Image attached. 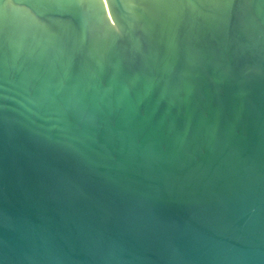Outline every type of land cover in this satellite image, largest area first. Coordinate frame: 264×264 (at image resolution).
<instances>
[{
	"label": "water",
	"instance_id": "obj_1",
	"mask_svg": "<svg viewBox=\"0 0 264 264\" xmlns=\"http://www.w3.org/2000/svg\"><path fill=\"white\" fill-rule=\"evenodd\" d=\"M0 264H264V0H0Z\"/></svg>",
	"mask_w": 264,
	"mask_h": 264
}]
</instances>
